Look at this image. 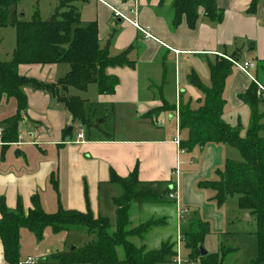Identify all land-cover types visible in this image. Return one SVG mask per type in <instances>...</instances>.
Instances as JSON below:
<instances>
[{"label":"crops","instance_id":"crops-1","mask_svg":"<svg viewBox=\"0 0 264 264\" xmlns=\"http://www.w3.org/2000/svg\"><path fill=\"white\" fill-rule=\"evenodd\" d=\"M252 1L216 0L218 8L224 12L223 21L219 24L211 21L201 10L196 28L190 29L186 19L179 27L173 26V0H80L77 3L80 25L96 23L100 46L108 48L113 57L129 50V59L134 64L108 70L110 76L119 80L112 95H100L97 87L95 90L89 87L86 92L89 98L84 99L73 95V89L70 91L72 96L87 102V117L99 124L98 129L81 127L85 130V139L80 144L74 141L81 128L65 108L47 93L30 88L24 89L27 109L19 124L24 139L4 143L5 122L17 114L18 104L13 98H1L0 200L6 208L15 212L22 204L28 213L34 209L33 201L37 199L50 215L57 213L60 207L85 213L87 202L95 217L108 218L111 224L114 219L116 224L113 200L120 196L121 188L110 183V178L112 174L128 178L137 170L142 183L172 186L171 192L178 200L131 206L130 221L134 227L151 220L164 222L151 229L143 240L138 239V246L147 247L146 237H149L147 243L159 244L156 248L147 247L149 250L158 249L168 241L177 242L182 222L177 215L178 202L190 211L183 220H190L189 229L198 221L210 225V234L203 244L208 255L218 254L223 247L235 249L221 240L218 246L211 245L213 249L205 247L213 229L221 233L228 222L222 207L214 200L215 192L201 189L199 184L216 181L217 172L224 171L227 161L242 159L240 152L222 144L186 151L173 139L178 131L181 142L188 139V132L181 130L177 116L180 104H189L195 110L203 104L202 92L188 81L193 71L205 86H210L208 62H215L217 58L233 56L235 61H253L256 66L264 63V0L259 2L257 13L249 15ZM134 8L136 15L131 14ZM116 13L149 28L155 40H146ZM5 29H0V62H9L16 47L4 48L2 32ZM68 70L67 65L59 64L22 65L18 71L24 77L55 83ZM259 71L256 68L251 73L264 87V74ZM252 84L247 75L234 68L224 92L223 121L243 133L251 127L252 111L239 96ZM163 106L170 110L152 113ZM258 112L264 114V99L258 105ZM261 124L264 125V119ZM261 136L264 137V131ZM82 182L87 190L85 198ZM146 214L152 215L146 219ZM164 227L171 230L163 232ZM157 233L160 235L155 237ZM184 236L182 245L185 246ZM92 240L93 237L79 227L58 234L47 228L42 239L21 229L19 264H58V255L82 248ZM0 264H8L1 240Z\"/></svg>","mask_w":264,"mask_h":264},{"label":"trees","instance_id":"trees-1","mask_svg":"<svg viewBox=\"0 0 264 264\" xmlns=\"http://www.w3.org/2000/svg\"><path fill=\"white\" fill-rule=\"evenodd\" d=\"M20 1L0 0V29L12 26L16 30V47L12 59L0 62V100L5 96L15 99L18 104L17 114L5 122L3 142L12 144L18 141L19 124L27 109V96L24 93L26 88L50 95L65 108L75 124L98 129L99 124L87 117V102L79 96H72L70 91L75 89L86 93L90 86L95 85L100 95L114 94L119 80L110 76L108 70L132 67L134 63L129 59L130 51L113 57L108 48H102L97 24L92 23L86 27L80 25L81 13L77 5L79 0H62L48 20H43L40 13L35 12L30 21L15 18L11 23L8 20L9 11ZM260 1H252L249 15L257 13ZM172 8V24L175 28L186 19L188 27L195 29L201 10L208 19L218 24L224 19V12L218 8L216 0H173ZM232 57L230 59L234 60ZM230 59L217 58L215 62H208L210 86H205L194 71L189 75V83L202 92L204 99L202 106L196 110L189 104H180V128L188 132V139L181 142V148L191 151L208 144H222L240 152L241 161H227L224 171L217 172L216 181L202 182L199 187L213 190L214 200L219 207L228 198L237 197L240 210L250 214L256 222V264H261L264 263V137L261 136L264 131V125L261 124L264 114H259L258 105L262 99L257 94L258 87L255 83L239 96V100L252 111V124L245 137H241L239 129H234L223 121L226 82L235 68ZM59 64L67 65L69 70L55 83L24 77L18 71L22 65ZM257 70L264 74V63L258 65ZM169 110L170 108L163 106L152 113ZM110 183L121 188L120 196L113 200L116 208L114 227L108 218L95 217L89 210L82 213L60 207L57 213L50 215L34 199V209L28 213L22 204L18 205L15 212H10L4 201L0 200V240L6 262H20L21 229H27L38 239H42L47 228L58 234L79 227L86 230L93 240L82 248L58 255V264L172 263L176 256L174 242L168 241L158 249L149 250L145 245L138 246L132 240H143L151 229L164 222L151 220L131 229L130 209L133 204L166 203L173 187L163 183H142L137 170L128 178L112 174ZM209 234L210 225L206 222L198 221L190 225L184 236L190 257L200 264H226L229 256L237 250L223 247L218 254L201 256L199 246L204 244V239ZM120 249L123 250V257L119 253Z\"/></svg>","mask_w":264,"mask_h":264},{"label":"rangeland","instance_id":"rangeland-1","mask_svg":"<svg viewBox=\"0 0 264 264\" xmlns=\"http://www.w3.org/2000/svg\"><path fill=\"white\" fill-rule=\"evenodd\" d=\"M62 0H21L20 3L10 9L8 20L12 23V21L17 18L23 21H30L34 16L35 12H39L40 16L43 20H48L52 17L56 8L59 6ZM80 1V0H79ZM82 1V0H81ZM4 37V48H10L16 45V30L14 27L9 26L2 32ZM257 85V84H256ZM258 87V85H257ZM92 90H95L96 86H90ZM259 89V87H258ZM73 95H79L85 99V97L89 98V95L86 93H79L75 89L72 90ZM258 94V92H257ZM260 99H263L260 97ZM179 112V109L176 110ZM78 128H81L79 123H76ZM241 137H245L246 133L241 130ZM242 160V159H241ZM240 160V161H241ZM84 198L86 197L87 190L85 183L82 182ZM89 203L85 202L86 211L89 210ZM222 212L226 216L227 226L223 230V232H218L213 229V233L210 237L206 238L205 247L209 249H213L211 245H217L220 240L225 242L227 245L232 246L238 251L229 256L226 261V264H256V259L258 257V242L256 237V222L255 220L245 221V215L242 213L238 206L237 197H231L229 200L223 205ZM80 211V210H79ZM85 212V211H84ZM152 214H146V219H149ZM159 215V214H158ZM190 221V220H189ZM188 220L180 222V234L183 237L184 234L189 230V222ZM112 224H115L114 219L112 220ZM131 229L137 228V226H130ZM160 230V229H158ZM164 230H171L168 227L163 228ZM155 232V231H153ZM158 232V231H157ZM160 233H157L155 237H158ZM146 241L144 244L147 245L149 249L159 247V244L151 245L147 243L149 237H146ZM134 243L137 245L139 241L137 238L132 239ZM175 251L177 247V242L175 240ZM211 251V250H210ZM120 254L123 257V250L120 249ZM181 259L185 261V264L189 262V253L184 245H182L181 249ZM264 264V263H261Z\"/></svg>","mask_w":264,"mask_h":264},{"label":"built area","instance_id":"built-area-1","mask_svg":"<svg viewBox=\"0 0 264 264\" xmlns=\"http://www.w3.org/2000/svg\"><path fill=\"white\" fill-rule=\"evenodd\" d=\"M131 14L132 15L137 14L136 8H134L131 11ZM116 15L118 17L122 18L125 22H128L129 24H131L135 29H137L142 34V36H144V38L146 40H155V38L149 32V28H143L136 20H131L130 17H128V16H123L120 13H116ZM230 61L233 63V65L236 69L243 72L245 75H247L250 78V80L253 83L258 85V87H259L258 96L264 99V87L258 83L256 78L251 73L252 70H255L257 68L256 63L253 61L239 62V61H234L231 59H230ZM177 116L179 117L178 111H177ZM2 132H3V130L0 129V133H2ZM23 139H24V137H23L21 130H18V142L22 141ZM84 139H85V130H84V128H81L76 133V139H75L74 143H76V144L83 143ZM173 142L175 144H177L178 146H181V138H180V132L179 131L177 132L176 136L174 137ZM167 199L178 201L177 196L175 195V193H172V192L168 195ZM176 204H177L176 208H177L178 219L180 221H183L186 217L189 216L190 211L188 208L180 206V204L178 202H176ZM182 243H183V237H181V235H180L177 238L176 256L173 260L174 264H185V261L183 259H181ZM29 263H33L32 260H29ZM187 264H200V262L198 260L193 259V258H189V262H187Z\"/></svg>","mask_w":264,"mask_h":264},{"label":"water","instance_id":"water-1","mask_svg":"<svg viewBox=\"0 0 264 264\" xmlns=\"http://www.w3.org/2000/svg\"><path fill=\"white\" fill-rule=\"evenodd\" d=\"M245 218L247 219V221H250L251 220V217L249 215H246ZM75 248H73L74 250ZM199 249L201 251V256L202 257H206L208 255V252L206 251V249L204 248L203 245H200L199 246Z\"/></svg>","mask_w":264,"mask_h":264}]
</instances>
